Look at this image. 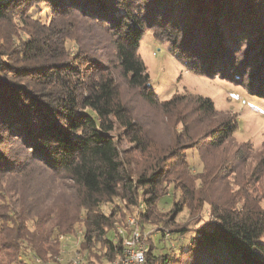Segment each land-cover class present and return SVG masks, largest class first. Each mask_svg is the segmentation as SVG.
I'll use <instances>...</instances> for the list:
<instances>
[{"label":"trees","instance_id":"1","mask_svg":"<svg viewBox=\"0 0 264 264\" xmlns=\"http://www.w3.org/2000/svg\"><path fill=\"white\" fill-rule=\"evenodd\" d=\"M148 31L193 74L264 100V0H0V250L11 264L60 255L61 236L91 264L112 262L130 217L147 233L185 209L192 226L173 229L177 248L149 236L146 264H264V155L227 152L237 122L211 99L158 100L139 53ZM120 81L181 125L177 148L151 140ZM183 140L204 172L178 151ZM169 196L170 219L159 209Z\"/></svg>","mask_w":264,"mask_h":264},{"label":"rangeland","instance_id":"2","mask_svg":"<svg viewBox=\"0 0 264 264\" xmlns=\"http://www.w3.org/2000/svg\"><path fill=\"white\" fill-rule=\"evenodd\" d=\"M41 12V9L38 10L39 14ZM88 43H93V40L88 41ZM75 50V48H72V52ZM139 53L150 76L153 92L159 101H167L175 95L183 94L211 99L215 103L218 112L230 115L237 122L238 129L232 142L228 145L227 152L229 153L234 145L251 144L256 152L264 155V100L250 95L245 88L224 80L222 77L207 78L188 71L170 54L169 46L158 42L151 31L146 32L141 42ZM120 83L124 100L129 104L140 122L143 125H147L151 140L159 147L172 146L177 148L176 131H181V125L177 126L176 120L166 118L164 113L151 109L135 90L128 89L127 86L123 85V81H120ZM123 145L125 148L131 147L125 140ZM193 146L183 140L178 146V151L183 152L189 164L194 166L195 173H202L205 170V166L198 149ZM221 158L222 152H217L210 156L209 160L218 162ZM254 188H257L256 191L259 193V197L262 198V206L264 207L263 187L257 184ZM171 193L173 194V192ZM179 195L180 193L176 196V200L169 196L159 203L160 212L166 218L170 219V212L173 208L172 200L178 201ZM112 209V206L103 207V211L107 214ZM208 215L209 209L207 208L203 216L204 220L208 219ZM191 218L189 210L185 209L177 217L174 227L147 226L146 231L154 239L160 251H167L169 247L174 250L179 242L172 236L173 229L187 227L188 225L192 226ZM161 232L164 234V241ZM188 237L189 235L186 238ZM61 243L62 250L60 255L54 257L47 255L45 257L46 260L38 259V263L54 264L58 257L64 258L66 262L69 261L78 250V239L68 237L67 240ZM13 253V251L0 250V261L5 264H11L14 259L10 258L9 255ZM20 256L21 254H19L16 264H19L21 260H26L25 257Z\"/></svg>","mask_w":264,"mask_h":264},{"label":"built area","instance_id":"3","mask_svg":"<svg viewBox=\"0 0 264 264\" xmlns=\"http://www.w3.org/2000/svg\"><path fill=\"white\" fill-rule=\"evenodd\" d=\"M118 234L123 238V247L120 254L112 262L105 264H146V253L148 251L149 233L142 232L135 217H130L127 227L118 226ZM67 237L61 236L59 241H65ZM80 241L78 240V250L69 261L64 258H56L54 264H91L89 253L79 250ZM99 264V263H98Z\"/></svg>","mask_w":264,"mask_h":264}]
</instances>
